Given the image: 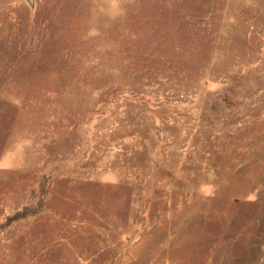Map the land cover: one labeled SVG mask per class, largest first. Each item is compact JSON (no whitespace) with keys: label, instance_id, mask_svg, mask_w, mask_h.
Instances as JSON below:
<instances>
[{"label":"rangeland","instance_id":"374dc122","mask_svg":"<svg viewBox=\"0 0 264 264\" xmlns=\"http://www.w3.org/2000/svg\"><path fill=\"white\" fill-rule=\"evenodd\" d=\"M0 264H264V0H0Z\"/></svg>","mask_w":264,"mask_h":264}]
</instances>
